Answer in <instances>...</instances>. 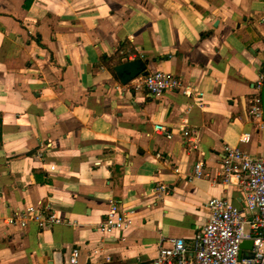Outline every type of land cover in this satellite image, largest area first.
<instances>
[{"label":"crops","instance_id":"obj_1","mask_svg":"<svg viewBox=\"0 0 264 264\" xmlns=\"http://www.w3.org/2000/svg\"><path fill=\"white\" fill-rule=\"evenodd\" d=\"M118 49L202 101L121 84L105 61ZM263 68V0H0V264H66L73 248L78 264H150L160 237L192 248L207 199L243 203L221 184L223 148L264 157L249 114ZM110 202L132 224L103 234ZM38 204L61 223H6Z\"/></svg>","mask_w":264,"mask_h":264},{"label":"built area","instance_id":"obj_2","mask_svg":"<svg viewBox=\"0 0 264 264\" xmlns=\"http://www.w3.org/2000/svg\"><path fill=\"white\" fill-rule=\"evenodd\" d=\"M263 87L264 68L257 74L254 89L260 92ZM134 88H145L153 98H159L166 92H175L202 101V93L182 78L157 70L139 75L135 79ZM249 114L254 120H261L259 94L253 98ZM174 122L181 128L182 136L187 141L191 140L193 131L179 119H174ZM168 128L160 123L153 125L155 133L170 139L172 133ZM221 167V184L225 188H239L243 194L242 205L234 204L227 197H210L204 202L209 216L196 236L194 246L190 248L182 238L160 237L150 264H264V157H251L240 148L226 146L223 148ZM50 168L54 169L55 166L51 165ZM192 174L196 178L203 176L202 160L193 164ZM156 191L159 195L166 194L163 186H159ZM41 209V204L30 206L6 223L21 228L30 220L36 222L38 227L61 223V218L53 211L49 210L43 216ZM132 213L110 202L97 229L103 234H111L131 226ZM244 241L251 242L250 249H247L252 254L251 258L242 257L245 249L241 248V244ZM78 257L79 250L73 248L66 264H78Z\"/></svg>","mask_w":264,"mask_h":264},{"label":"water","instance_id":"obj_3","mask_svg":"<svg viewBox=\"0 0 264 264\" xmlns=\"http://www.w3.org/2000/svg\"><path fill=\"white\" fill-rule=\"evenodd\" d=\"M114 73L116 74L119 82L125 85L139 75H146L148 73V70H146L145 62H143L141 59H137L115 66ZM259 96L261 99V108L264 118V87L260 90ZM250 247H251L250 241H244L241 244V248L245 249V251L242 253V257L244 258L252 257V254L247 251V249H250Z\"/></svg>","mask_w":264,"mask_h":264},{"label":"trees","instance_id":"obj_4","mask_svg":"<svg viewBox=\"0 0 264 264\" xmlns=\"http://www.w3.org/2000/svg\"><path fill=\"white\" fill-rule=\"evenodd\" d=\"M125 52L122 51V49H118V51L115 53V55L111 56L110 58L106 59V63L108 65V67L110 69H113V72H114V67L119 65V64H123V63H126V62H129V61H122L121 58H126L127 55L124 54ZM137 60V59H135ZM115 75V73H114ZM116 76V75H115Z\"/></svg>","mask_w":264,"mask_h":264}]
</instances>
